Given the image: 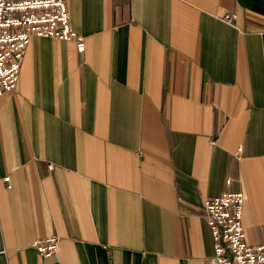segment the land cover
I'll use <instances>...</instances> for the list:
<instances>
[{"label": "crops", "instance_id": "1", "mask_svg": "<svg viewBox=\"0 0 264 264\" xmlns=\"http://www.w3.org/2000/svg\"><path fill=\"white\" fill-rule=\"evenodd\" d=\"M65 1L83 49L33 36L0 96V264H214L225 191L264 243V0Z\"/></svg>", "mask_w": 264, "mask_h": 264}, {"label": "built area", "instance_id": "2", "mask_svg": "<svg viewBox=\"0 0 264 264\" xmlns=\"http://www.w3.org/2000/svg\"><path fill=\"white\" fill-rule=\"evenodd\" d=\"M33 36L74 40L83 49V36L71 27L65 0H0V96L16 88ZM4 181L8 183L9 177ZM243 203L241 191H225L203 201L214 264H264V243L245 242ZM32 247L41 257H50L57 250L58 237L36 239Z\"/></svg>", "mask_w": 264, "mask_h": 264}]
</instances>
